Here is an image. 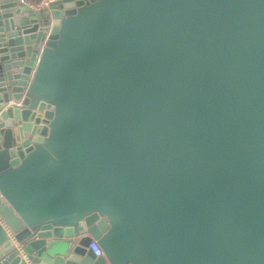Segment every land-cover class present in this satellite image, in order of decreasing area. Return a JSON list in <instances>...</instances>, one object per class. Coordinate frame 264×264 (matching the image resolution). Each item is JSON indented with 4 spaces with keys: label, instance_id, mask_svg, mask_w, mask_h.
<instances>
[{
    "label": "water",
    "instance_id": "water-1",
    "mask_svg": "<svg viewBox=\"0 0 264 264\" xmlns=\"http://www.w3.org/2000/svg\"><path fill=\"white\" fill-rule=\"evenodd\" d=\"M0 264H264V0H0Z\"/></svg>",
    "mask_w": 264,
    "mask_h": 264
},
{
    "label": "built area",
    "instance_id": "built-area-1",
    "mask_svg": "<svg viewBox=\"0 0 264 264\" xmlns=\"http://www.w3.org/2000/svg\"><path fill=\"white\" fill-rule=\"evenodd\" d=\"M22 4L28 5L32 10L40 11L43 8H49L52 3L62 2L64 0H20ZM89 250L96 257H105L106 255L97 240H92L89 245Z\"/></svg>",
    "mask_w": 264,
    "mask_h": 264
}]
</instances>
